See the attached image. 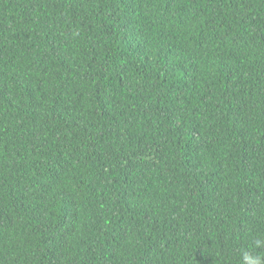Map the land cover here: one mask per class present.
<instances>
[{"label": "trees", "instance_id": "obj_1", "mask_svg": "<svg viewBox=\"0 0 264 264\" xmlns=\"http://www.w3.org/2000/svg\"><path fill=\"white\" fill-rule=\"evenodd\" d=\"M256 262L264 0H0V264Z\"/></svg>", "mask_w": 264, "mask_h": 264}, {"label": "clouds", "instance_id": "obj_2", "mask_svg": "<svg viewBox=\"0 0 264 264\" xmlns=\"http://www.w3.org/2000/svg\"><path fill=\"white\" fill-rule=\"evenodd\" d=\"M245 258L247 259V256ZM256 264H258V262H256Z\"/></svg>", "mask_w": 264, "mask_h": 264}]
</instances>
